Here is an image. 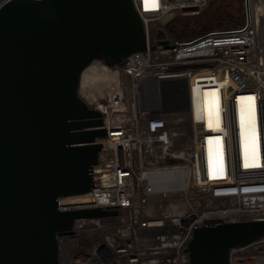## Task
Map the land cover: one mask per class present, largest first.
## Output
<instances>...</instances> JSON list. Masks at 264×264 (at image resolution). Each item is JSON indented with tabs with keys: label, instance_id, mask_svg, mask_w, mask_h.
<instances>
[{
	"label": "built area",
	"instance_id": "built-area-1",
	"mask_svg": "<svg viewBox=\"0 0 264 264\" xmlns=\"http://www.w3.org/2000/svg\"><path fill=\"white\" fill-rule=\"evenodd\" d=\"M211 1L132 0L145 50L108 68L116 80L96 95L106 136L93 187L57 199L59 212L116 215L74 220L57 237L60 264H189L194 230L264 221V0H242L240 25L166 31ZM228 264H264V235L231 248Z\"/></svg>",
	"mask_w": 264,
	"mask_h": 264
},
{
	"label": "water",
	"instance_id": "water-1",
	"mask_svg": "<svg viewBox=\"0 0 264 264\" xmlns=\"http://www.w3.org/2000/svg\"><path fill=\"white\" fill-rule=\"evenodd\" d=\"M145 50L132 0H11L0 9V264H60L57 237L76 219L57 199L93 187L106 136L101 112L80 95L84 71ZM264 235V221L194 230L189 264H228L229 250Z\"/></svg>",
	"mask_w": 264,
	"mask_h": 264
},
{
	"label": "rangeland",
	"instance_id": "rangeland-1",
	"mask_svg": "<svg viewBox=\"0 0 264 264\" xmlns=\"http://www.w3.org/2000/svg\"><path fill=\"white\" fill-rule=\"evenodd\" d=\"M220 5H222L224 7V9L226 11H228L233 18H235L234 19V24L235 25L243 24L244 14H243V3H242V0H212L210 2L209 6H208L209 8H207L208 10L206 12L209 13L210 10L214 9L216 6L219 7ZM173 21H174L173 24H174V27H175L174 30L176 29V31L178 33L177 35H179V36H174L173 33H169L167 31L169 33V35L171 37H173V38H184L185 39V38H188L190 36L197 37V36H200V35L204 34V33L200 32V29H204V26L200 25V23L202 22V18L201 17H198V16H196V17H177ZM183 21L185 23L189 24L188 30H183V31L178 30V29H180L181 24H182ZM168 26H167V28H168ZM180 33H182V34H180ZM103 69L104 68H102V63L94 62V63L91 64V66L89 68H87L84 71L83 74L87 73L90 76L97 77V76H100L101 74H103ZM82 94L85 95L84 92ZM96 95H99V93L96 94ZM91 106H92V104H91ZM107 222L112 223L113 219H102V220L99 221L100 224H105Z\"/></svg>",
	"mask_w": 264,
	"mask_h": 264
},
{
	"label": "bare ground",
	"instance_id": "bare-ground-1",
	"mask_svg": "<svg viewBox=\"0 0 264 264\" xmlns=\"http://www.w3.org/2000/svg\"><path fill=\"white\" fill-rule=\"evenodd\" d=\"M91 66V65H90ZM89 66V67H90ZM88 67V68H89ZM103 74L97 77H93L86 74L82 75V93L84 92L88 101L92 104L93 107H101L102 102L96 94H101L107 88L108 82L116 80V74L102 65ZM248 118L240 124V127L244 124L246 134L248 133Z\"/></svg>",
	"mask_w": 264,
	"mask_h": 264
},
{
	"label": "trees",
	"instance_id": "trees-1",
	"mask_svg": "<svg viewBox=\"0 0 264 264\" xmlns=\"http://www.w3.org/2000/svg\"><path fill=\"white\" fill-rule=\"evenodd\" d=\"M209 8V7H207ZM208 9H206L203 14H201L198 17L202 18V22L200 23V25L204 26V29H200V32L202 33H206L209 30H211L217 23L220 22H229L231 24H234V19L230 13L228 11H226L224 9V7L222 5H220L219 7L216 6L214 9L210 10L209 13L206 12ZM240 17V16H239ZM174 21L168 26V28L166 29V31H168L169 33H173L174 36H179L177 35V31L176 29L174 30ZM235 25V24H234ZM189 28V24L185 23L184 21L181 24L180 29L178 30H188ZM182 34V33H180Z\"/></svg>",
	"mask_w": 264,
	"mask_h": 264
}]
</instances>
